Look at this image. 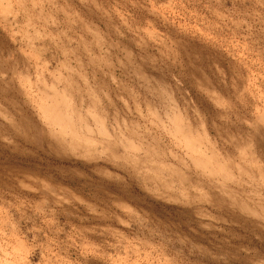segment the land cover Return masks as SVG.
Returning a JSON list of instances; mask_svg holds the SVG:
<instances>
[{"label": "rangeland", "instance_id": "374dc122", "mask_svg": "<svg viewBox=\"0 0 264 264\" xmlns=\"http://www.w3.org/2000/svg\"><path fill=\"white\" fill-rule=\"evenodd\" d=\"M0 264H264V0H0Z\"/></svg>", "mask_w": 264, "mask_h": 264}]
</instances>
